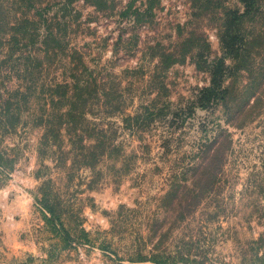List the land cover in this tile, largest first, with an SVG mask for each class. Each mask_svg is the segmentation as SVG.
<instances>
[{"label":"rangeland","instance_id":"rangeland-1","mask_svg":"<svg viewBox=\"0 0 264 264\" xmlns=\"http://www.w3.org/2000/svg\"><path fill=\"white\" fill-rule=\"evenodd\" d=\"M15 6L17 14L42 12L38 21L50 22L89 67L79 71L89 70L109 100L120 97V107L103 116L111 143L90 167L78 155L89 150L76 147L88 145L87 135L74 138V146L63 136L64 152L44 150L32 119L14 132L2 129L10 116L3 117L0 103V264H160L128 257L138 231L145 251L158 241L157 226L194 236L209 259L177 264H264V0H16ZM50 55L39 59L60 63ZM13 63L10 46L0 44L3 96L24 74ZM35 65L39 81L43 68ZM48 70L47 78L62 74L59 66ZM215 74L221 77L214 91L202 94ZM215 139L228 147L224 204L207 200L175 223L160 200L170 172L190 184L182 171ZM44 200L54 206L55 223L46 222ZM82 227L91 241L76 238ZM65 229L69 242L59 238ZM104 240L117 254L102 249Z\"/></svg>","mask_w":264,"mask_h":264},{"label":"trees","instance_id":"trees-1","mask_svg":"<svg viewBox=\"0 0 264 264\" xmlns=\"http://www.w3.org/2000/svg\"><path fill=\"white\" fill-rule=\"evenodd\" d=\"M15 5L16 0H0V44L6 43L8 48L10 46V60L14 62L10 68H22L19 73L24 74L16 76L20 84L11 86L6 96L0 93L2 115L8 119L10 116V122L0 121L2 129L4 131L10 129V132H14L18 126L26 122L27 118L32 119L34 125L41 129V145L44 150L59 149L61 152L65 151L61 147L65 143L63 136L69 137L68 144L74 146L77 143L74 138L82 140V135H87L90 139L88 145L76 147L84 151L89 150L88 155L83 152L78 155L81 156L84 165L91 167L109 149L108 145L111 143L107 133L109 127H106L104 117L111 109L120 107V97L109 100L105 88L93 85L92 73L89 70L79 71L80 65L82 68L89 67L86 66L76 48L63 43L64 39L56 34L50 22L38 21L44 17L42 12L35 15V13L20 10L17 14ZM51 52L53 56H60V63L50 64L47 60L40 61V57H50ZM36 61L43 68V76L39 78V81L31 69L36 68ZM19 64L22 66H18ZM52 66L62 68L61 76L55 73L51 78H47L49 75L47 69ZM220 77L221 74H215L212 79L214 82L204 86L200 92L210 96ZM205 105L207 104H201V107H206ZM206 142L204 150L195 154L201 159L182 171L184 174L185 170H188V175L190 179L192 178L190 184H188L189 180L185 183L178 181V172L172 170L169 186L160 196V200H164L167 207L175 213V223L179 221L182 224L187 221L207 200L216 201L220 207L224 204V201H220L219 198L222 197L223 184L227 182L225 168L228 147H225L221 141L219 143L218 139ZM0 157H2L1 153ZM44 201L45 207L51 214L46 216V222L55 223L54 206L50 204V201ZM181 224L175 227L182 229ZM157 228H154V232L159 233L158 241L149 246L147 251L144 244L139 242L144 241L142 233L137 232L134 242L132 239L128 244V248H133L136 244L134 246L136 248L131 250L128 256L130 260L151 259L160 264L186 263L197 257L209 260L207 254L197 251L193 243L194 236L174 231L175 228L156 231ZM80 231L82 235L76 237L77 239L91 241L84 227ZM72 237V232L65 229L59 238L62 242H69ZM112 246L113 243L104 240L102 249L117 254Z\"/></svg>","mask_w":264,"mask_h":264}]
</instances>
